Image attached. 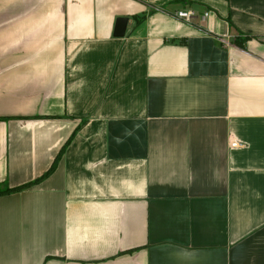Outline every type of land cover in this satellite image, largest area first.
I'll list each match as a JSON object with an SVG mask.
<instances>
[{
    "label": "crops",
    "instance_id": "1",
    "mask_svg": "<svg viewBox=\"0 0 264 264\" xmlns=\"http://www.w3.org/2000/svg\"><path fill=\"white\" fill-rule=\"evenodd\" d=\"M34 181L0 264H264V0H0V190Z\"/></svg>",
    "mask_w": 264,
    "mask_h": 264
},
{
    "label": "built area",
    "instance_id": "2",
    "mask_svg": "<svg viewBox=\"0 0 264 264\" xmlns=\"http://www.w3.org/2000/svg\"><path fill=\"white\" fill-rule=\"evenodd\" d=\"M209 11H205L203 15L201 16V24H205L206 18L209 16ZM176 16L182 20H185L187 22H190L193 20V18L196 17V13L193 10H178L176 12ZM241 144L239 142L234 141L232 143L233 147L240 146Z\"/></svg>",
    "mask_w": 264,
    "mask_h": 264
},
{
    "label": "water",
    "instance_id": "3",
    "mask_svg": "<svg viewBox=\"0 0 264 264\" xmlns=\"http://www.w3.org/2000/svg\"><path fill=\"white\" fill-rule=\"evenodd\" d=\"M128 25V18L127 17H120L117 19L116 28H115V35L116 36H124Z\"/></svg>",
    "mask_w": 264,
    "mask_h": 264
},
{
    "label": "trees",
    "instance_id": "4",
    "mask_svg": "<svg viewBox=\"0 0 264 264\" xmlns=\"http://www.w3.org/2000/svg\"><path fill=\"white\" fill-rule=\"evenodd\" d=\"M144 17V16H143ZM240 42V41H239ZM242 44V43H241ZM60 156V154H59ZM56 167V162L53 164V166L51 167V169L49 170V172H47L44 176H47L48 174H50ZM43 176V177H44ZM38 181V180H37ZM37 181H34V182H30V183H27V184H24L22 186H19V187H15V188H8L6 190H0V194H3V193H7V192H11V191H19V190H22V189H25L31 185H33L34 183H36Z\"/></svg>",
    "mask_w": 264,
    "mask_h": 264
}]
</instances>
